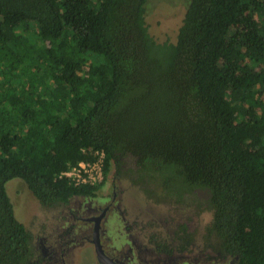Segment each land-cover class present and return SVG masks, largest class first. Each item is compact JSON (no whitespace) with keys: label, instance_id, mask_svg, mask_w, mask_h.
<instances>
[{"label":"trees","instance_id":"trees-1","mask_svg":"<svg viewBox=\"0 0 264 264\" xmlns=\"http://www.w3.org/2000/svg\"><path fill=\"white\" fill-rule=\"evenodd\" d=\"M148 1L0 0V264H36L10 180L62 207L112 166L209 209L204 236L264 264V0H191L175 43L151 34ZM96 151L101 183L60 177ZM193 235L176 225L168 252Z\"/></svg>","mask_w":264,"mask_h":264},{"label":"flooded vegetation","instance_id":"flooded-vegetation-1","mask_svg":"<svg viewBox=\"0 0 264 264\" xmlns=\"http://www.w3.org/2000/svg\"><path fill=\"white\" fill-rule=\"evenodd\" d=\"M122 179H124L122 175L120 178L116 175L112 178L111 196L102 193L103 187L108 183L107 180L96 196L76 197L75 200L79 198L77 206L81 209L76 216L72 212L74 205L70 206L74 199L62 206L58 229L49 233V240L43 238V243L41 240L42 254L35 256V263L68 264V253L71 248L75 246L74 244L82 242L84 246L93 245L98 264H237L235 256L224 254L211 236H204L205 226L202 229L191 227L190 222H194L196 214L169 215L164 222V233L153 228L148 237H141L140 223L136 221L133 224L127 223L129 220L123 212L121 199L129 190L128 186L123 185ZM64 215L71 216L68 226L63 225L66 218ZM166 223L169 228L167 236ZM180 223H187L194 234L193 239L181 240L182 242H179L181 251L176 250L170 254L168 245L170 239L175 237V226ZM96 228L103 250L101 258L98 256L95 242Z\"/></svg>","mask_w":264,"mask_h":264},{"label":"rangeland","instance_id":"rangeland-1","mask_svg":"<svg viewBox=\"0 0 264 264\" xmlns=\"http://www.w3.org/2000/svg\"><path fill=\"white\" fill-rule=\"evenodd\" d=\"M190 1L191 0L148 1L146 20L151 34L158 42L162 43L167 40L174 43L176 42L178 28L181 25V21ZM114 172L115 169L112 166L109 173L108 183L102 189V193L105 195L111 196L113 194L110 185H112L111 180L114 177ZM122 180L123 185L128 186L129 190V192L124 194L123 199H121L122 208H124L123 212L129 220L127 223L133 224L134 221L140 223L141 226H139V230L141 231V237H148L153 228L164 233V222L169 215L183 216L192 214L196 211L195 209L188 211V208L185 207L186 204L184 202H187V198L181 202V204L177 202L171 204L165 200L152 199L144 192V189L141 186L143 181H139V184H137L126 176ZM7 189L14 203L17 218L23 222L32 233L35 256H40L43 250L41 247V240L42 243L43 238H46V241L49 240V233L57 228L58 221L61 219V210L63 208L46 207L40 204L28 189L25 182L19 178L10 180L7 184ZM176 199L180 201L182 200L181 197ZM78 200L79 198L76 200L74 199L70 204V206L74 205L72 212L75 216L79 214V210H81L77 206ZM67 215H64L66 217L63 221L64 226H68L71 220V216ZM212 215V212L208 209L207 211L194 216V222H190L191 227L198 229H202L203 226L206 227L210 222ZM174 219L176 218L174 217ZM168 230V224L166 223V236L168 235ZM46 241L44 240V243L47 244ZM74 245L75 246H73L68 253V264H98L93 245L88 244L84 246L82 242ZM48 247L49 245L46 248ZM48 254L49 253L47 252L46 255Z\"/></svg>","mask_w":264,"mask_h":264},{"label":"built area","instance_id":"built-area-1","mask_svg":"<svg viewBox=\"0 0 264 264\" xmlns=\"http://www.w3.org/2000/svg\"><path fill=\"white\" fill-rule=\"evenodd\" d=\"M94 160H82L73 168L63 171L60 177L69 178L75 185L101 183L104 179L105 153L96 151Z\"/></svg>","mask_w":264,"mask_h":264},{"label":"water","instance_id":"water-1","mask_svg":"<svg viewBox=\"0 0 264 264\" xmlns=\"http://www.w3.org/2000/svg\"><path fill=\"white\" fill-rule=\"evenodd\" d=\"M95 242H96V245H97L98 256L101 258L102 257L103 250H102V248L100 246L98 228H96Z\"/></svg>","mask_w":264,"mask_h":264}]
</instances>
